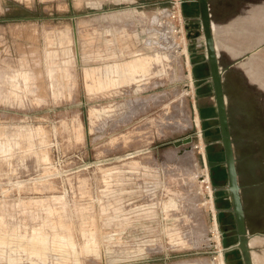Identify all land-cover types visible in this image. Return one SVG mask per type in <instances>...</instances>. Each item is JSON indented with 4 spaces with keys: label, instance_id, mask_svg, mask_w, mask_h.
Here are the masks:
<instances>
[{
    "label": "rangeland",
    "instance_id": "rangeland-1",
    "mask_svg": "<svg viewBox=\"0 0 264 264\" xmlns=\"http://www.w3.org/2000/svg\"><path fill=\"white\" fill-rule=\"evenodd\" d=\"M210 5L264 264V0ZM200 19L196 0H0V264H245L200 118L216 103ZM135 62L136 80L115 73Z\"/></svg>",
    "mask_w": 264,
    "mask_h": 264
},
{
    "label": "water",
    "instance_id": "water-1",
    "mask_svg": "<svg viewBox=\"0 0 264 264\" xmlns=\"http://www.w3.org/2000/svg\"><path fill=\"white\" fill-rule=\"evenodd\" d=\"M196 2L200 7L201 21L206 39L208 64L211 73L210 78L216 97V106L220 124L219 127L222 136V144L226 153V165L228 167V174L230 179L229 189L232 192L234 199V213L237 217V232L239 237L238 249H240V251L242 252L245 264H254L250 249V240L252 236L249 234L247 229L242 198L240 195V186L238 183V173L236 168L232 131L230 127V119L226 102L224 74L221 71L220 61L216 48L210 0H196Z\"/></svg>",
    "mask_w": 264,
    "mask_h": 264
},
{
    "label": "crops",
    "instance_id": "crops-1",
    "mask_svg": "<svg viewBox=\"0 0 264 264\" xmlns=\"http://www.w3.org/2000/svg\"><path fill=\"white\" fill-rule=\"evenodd\" d=\"M213 30H214V37H215V33H217L218 30L216 29L214 24H213ZM215 40H216V37H215ZM203 42L206 45L205 36L203 38ZM216 48L218 50L217 43H216ZM144 71H146V66L141 65L138 62L131 63V64H129V66H125V67L117 66L115 69L116 74H118V75L120 74V77H128L129 80H136L137 73L144 72ZM104 83L105 82L101 83L102 87H105ZM113 85H115V83H113ZM204 101H205L204 105L200 106V118L202 117V121L205 124V126L207 124V126H206L207 132L212 131L213 134L216 135L215 136L216 139H218V141L221 142L222 136H221V132L219 129V123H218V125H217V123L215 125V121L218 120V110H217L216 103H213V102L209 103L208 101H206V99H204ZM223 153H224V151H223ZM223 153H219L220 158H225L224 157L225 153L224 154ZM219 172H220V174L222 173L221 177H223V175L225 176V178L221 180L222 184L227 183V179H226V175H225L224 170H221Z\"/></svg>",
    "mask_w": 264,
    "mask_h": 264
},
{
    "label": "bare ground",
    "instance_id": "bare-ground-1",
    "mask_svg": "<svg viewBox=\"0 0 264 264\" xmlns=\"http://www.w3.org/2000/svg\"><path fill=\"white\" fill-rule=\"evenodd\" d=\"M209 177V176H208ZM223 252V251H222ZM221 252V257H222V259L224 258L223 256V253ZM222 264H225V262H224V260H222Z\"/></svg>",
    "mask_w": 264,
    "mask_h": 264
},
{
    "label": "built area",
    "instance_id": "built-area-1",
    "mask_svg": "<svg viewBox=\"0 0 264 264\" xmlns=\"http://www.w3.org/2000/svg\"><path fill=\"white\" fill-rule=\"evenodd\" d=\"M217 221V219L215 218V222Z\"/></svg>",
    "mask_w": 264,
    "mask_h": 264
}]
</instances>
